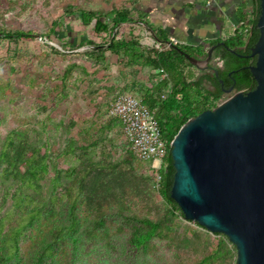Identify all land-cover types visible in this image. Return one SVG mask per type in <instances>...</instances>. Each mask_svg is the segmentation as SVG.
Here are the masks:
<instances>
[{
    "label": "rangeland",
    "instance_id": "obj_1",
    "mask_svg": "<svg viewBox=\"0 0 264 264\" xmlns=\"http://www.w3.org/2000/svg\"><path fill=\"white\" fill-rule=\"evenodd\" d=\"M68 1L0 0V30L36 35L18 43L0 40V147L11 136L33 153L38 173L30 178L31 164L22 163L12 180L0 183V264H36L46 250L51 253L40 264H197L218 238L171 218L122 129L107 128L116 95L154 87L161 75L106 51L110 34L95 35L92 25L64 11H95L96 5ZM128 32L123 26L116 37L137 38L147 55L152 48L143 32L130 31L129 38ZM95 45L104 58L95 56ZM201 71L199 65L185 75L194 79ZM90 162L104 172L96 168L77 185L78 173L71 172ZM69 188L79 193L74 220ZM102 210L104 224L96 228ZM123 215L161 223L145 252L129 245ZM235 263L236 252L220 264Z\"/></svg>",
    "mask_w": 264,
    "mask_h": 264
},
{
    "label": "water",
    "instance_id": "obj_2",
    "mask_svg": "<svg viewBox=\"0 0 264 264\" xmlns=\"http://www.w3.org/2000/svg\"><path fill=\"white\" fill-rule=\"evenodd\" d=\"M258 2V38L242 56L254 58L248 69L255 87L223 89L227 98L189 119L169 144L170 198L185 221L224 236L235 248L236 264H264V0ZM217 45L236 53L224 42ZM215 48L203 60L182 54L205 71Z\"/></svg>",
    "mask_w": 264,
    "mask_h": 264
},
{
    "label": "trees",
    "instance_id": "obj_3",
    "mask_svg": "<svg viewBox=\"0 0 264 264\" xmlns=\"http://www.w3.org/2000/svg\"><path fill=\"white\" fill-rule=\"evenodd\" d=\"M248 1L252 7V20L250 22L252 28L249 37L244 39L242 34L235 33L233 37L224 41L225 46L229 49H235L236 53H231L224 47L217 45L219 42H214L213 45H216V48L212 53V64L210 63L212 67L209 68V70H213V72L211 71L209 74L206 71H201L194 79L193 77L187 78L185 70L187 68L196 69V67L191 65L184 58L182 52L193 57L205 58L206 53L202 48L194 49L182 45H168V40L155 37L156 41L162 44L163 49L162 51H157L152 48L146 55L145 51L140 49L141 46L137 38L134 39L131 37L128 41L122 38L117 39L116 27L131 21V12L126 5L121 8H114L108 12L85 10L79 7H67L64 10L66 13H76L83 26L92 25V30L95 35L110 34L111 38L107 43L106 51L117 56L122 53L132 65L149 67L155 71L162 70L166 74V78L159 81L154 87L142 88V86H140L142 91L134 89L130 92H136L148 108L157 110L156 117L160 126L161 136L167 143V154L165 159L167 167L163 172L162 183L158 194L168 207V213L171 218H177L178 216L183 218L177 205L170 198V188L174 170L172 168L169 144L173 137L180 127L189 119L205 110L213 109L216 104L222 100L225 94L221 90L222 87L219 84V80L223 81L224 88L233 86L235 92H245L255 87V82L248 69V66L252 65V60L242 57L244 53L241 52L243 47H252L258 38V31L255 23L259 12V2L258 0ZM241 19H243L242 16ZM34 37H36V35L31 32H6L0 30V40H7L10 43L32 40ZM94 47L98 52L95 56L100 59L104 58L101 46L95 45ZM219 63L220 65H218ZM214 70H217L218 78H216ZM165 88L167 92L163 93ZM123 93L126 92L119 93L116 97ZM116 97H114V99ZM111 118L114 119V121H112L107 128L118 127L122 129L118 119ZM73 150L74 147L71 144L69 146V152H73ZM82 150L86 152L87 148L84 147ZM85 152L84 156H88ZM130 153L132 157L135 158L131 150ZM22 163L31 164L28 175L30 178H35L38 173L37 168L33 164V153H28L25 147L16 144L14 139L10 136L3 141L0 147V183L4 184V182H8L11 178H14L13 175L16 172V168ZM127 164L130 165V163ZM96 168L100 172H104L105 170V167L90 162L81 167L78 171H72L71 174L74 176L78 173L76 183L78 185L89 177L91 172ZM66 193L67 200L71 204V217L74 220L75 212L79 206L78 202H76L79 193L76 194L75 190L72 188H69ZM122 217L125 227L131 230L128 243L135 250L145 252L151 241L161 234V223L159 221L148 217H134L129 215H123ZM104 219V211L102 210L95 223L96 228L103 226ZM198 227L201 228L200 226ZM214 236L218 238L215 247L197 264H220L235 256V248L224 236L219 234H214ZM50 253V250H46L44 252L45 255L42 254L36 264H40L41 260L49 256ZM53 258L54 257H52V259ZM62 264L65 263L63 262Z\"/></svg>",
    "mask_w": 264,
    "mask_h": 264
},
{
    "label": "crops",
    "instance_id": "obj_4",
    "mask_svg": "<svg viewBox=\"0 0 264 264\" xmlns=\"http://www.w3.org/2000/svg\"><path fill=\"white\" fill-rule=\"evenodd\" d=\"M81 1L96 5L94 10L100 12L126 5L131 12V21L117 26L115 31L118 33L123 26H127L128 38L130 31H138L143 32L150 46L156 41L155 37H160L173 40L178 45L202 48L205 53L214 46V42H224L233 37L240 28V21L252 20V7L248 0H215L208 8L204 6L203 0ZM83 9L89 10L88 7ZM117 39L121 37L117 36ZM198 58L203 60L206 57Z\"/></svg>",
    "mask_w": 264,
    "mask_h": 264
},
{
    "label": "built area",
    "instance_id": "obj_5",
    "mask_svg": "<svg viewBox=\"0 0 264 264\" xmlns=\"http://www.w3.org/2000/svg\"><path fill=\"white\" fill-rule=\"evenodd\" d=\"M214 1L203 0V3L208 8ZM239 27L235 33L242 34L244 39H247L252 28L250 22L240 21ZM170 44L178 45L173 40L169 41L168 45ZM162 47V44L157 41H153L151 45V48L157 51H162ZM157 72L161 75L160 81L166 78L162 70ZM156 113V109L148 108L142 98L133 92L117 96L108 109L109 117L116 118L120 122L124 138L129 143L133 156L145 166L152 188L158 193L163 172L167 167L165 160L167 143L161 136Z\"/></svg>",
    "mask_w": 264,
    "mask_h": 264
},
{
    "label": "flooded vegetation",
    "instance_id": "obj_6",
    "mask_svg": "<svg viewBox=\"0 0 264 264\" xmlns=\"http://www.w3.org/2000/svg\"><path fill=\"white\" fill-rule=\"evenodd\" d=\"M241 52L244 53V56H247V55L250 54L249 48H247V47H243V48L241 49ZM247 59H248V58H247ZM249 59H250V58H249ZM250 60H252V64H253V63H254V58H252V59H250ZM211 64H212V63H211ZM211 64L209 63L208 68L205 69V71H206L207 73H209V74L211 73V71L213 72V70H209V68L212 67ZM216 78H218V75H217ZM229 87H231V86H229ZM229 87L224 88V87L222 86V89H221V90H223V89H228ZM211 89H212V88H211Z\"/></svg>",
    "mask_w": 264,
    "mask_h": 264
}]
</instances>
